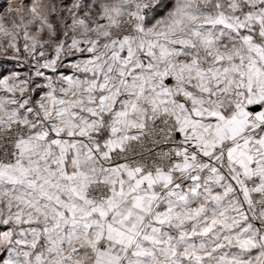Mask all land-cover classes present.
I'll return each mask as SVG.
<instances>
[{"label":"snow or ice","instance_id":"6c2138e0","mask_svg":"<svg viewBox=\"0 0 264 264\" xmlns=\"http://www.w3.org/2000/svg\"><path fill=\"white\" fill-rule=\"evenodd\" d=\"M0 264H264V0L0 2Z\"/></svg>","mask_w":264,"mask_h":264},{"label":"rangeland","instance_id":"374dc122","mask_svg":"<svg viewBox=\"0 0 264 264\" xmlns=\"http://www.w3.org/2000/svg\"><path fill=\"white\" fill-rule=\"evenodd\" d=\"M0 2H3V0H0Z\"/></svg>","mask_w":264,"mask_h":264}]
</instances>
